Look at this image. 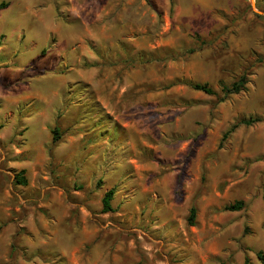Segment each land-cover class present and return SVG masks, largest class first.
<instances>
[{"label":"rangeland","instance_id":"1","mask_svg":"<svg viewBox=\"0 0 264 264\" xmlns=\"http://www.w3.org/2000/svg\"><path fill=\"white\" fill-rule=\"evenodd\" d=\"M1 3L0 264H262L264 0Z\"/></svg>","mask_w":264,"mask_h":264},{"label":"trees","instance_id":"2","mask_svg":"<svg viewBox=\"0 0 264 264\" xmlns=\"http://www.w3.org/2000/svg\"><path fill=\"white\" fill-rule=\"evenodd\" d=\"M8 6L7 3H1L0 4V10L4 9ZM247 84H248V78L247 76H242L238 81L232 83L231 85L228 86H224L223 87V92L225 94V96H230L233 94H240L242 91L246 90L247 88ZM195 91H199V92H203L207 95H216V91L209 85V84H201V83H191L190 85ZM259 122L258 119H248V120H242L240 122L239 125H246V126H252L253 124ZM239 125H236L234 127V129H236ZM52 134H53V142L56 143L60 140L61 138V131L59 128H55L52 130ZM230 133H227L226 135H228ZM25 171H21L16 178V183L18 185H22V186H27L28 185V181L25 177ZM114 198V190H109L104 198H103V212L104 213H109L113 211V207H112V201ZM245 206V203L243 201H238L236 202L234 205H229L226 207V211L229 212H239L241 210H243ZM196 208H193L191 210V215L189 218V223L193 224L195 217H196ZM259 259L262 261V264H264V256L259 253L258 254Z\"/></svg>","mask_w":264,"mask_h":264}]
</instances>
